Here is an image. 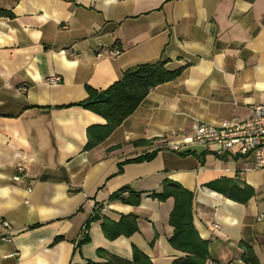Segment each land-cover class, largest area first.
Returning a JSON list of instances; mask_svg holds the SVG:
<instances>
[{"label": "crops", "instance_id": "obj_1", "mask_svg": "<svg viewBox=\"0 0 264 264\" xmlns=\"http://www.w3.org/2000/svg\"><path fill=\"white\" fill-rule=\"evenodd\" d=\"M159 59L182 70L85 148L87 127L105 122L81 104L88 88ZM52 75L60 80L47 82ZM260 102L264 0H0V264H85L135 251L171 264L185 252L168 240L173 197L152 195L164 179L191 193L193 227L207 242L202 264H264V170L254 156L160 143L195 122L246 117ZM123 187L128 200L110 198ZM96 207L99 218L85 225ZM129 214L135 231L105 236L104 220Z\"/></svg>", "mask_w": 264, "mask_h": 264}, {"label": "trees", "instance_id": "obj_2", "mask_svg": "<svg viewBox=\"0 0 264 264\" xmlns=\"http://www.w3.org/2000/svg\"><path fill=\"white\" fill-rule=\"evenodd\" d=\"M182 67L168 69L164 60L150 63H138L126 68L121 77L111 83L102 91L89 90V98L81 104L101 115L105 122L103 124L90 125L86 129L87 141L85 148L92 147L105 139L111 131L127 117L145 97L148 91L167 80L176 77ZM100 92L107 95L104 101L91 102ZM85 101H88L85 103ZM151 153H144L130 160L148 159ZM123 187L110 198H122ZM244 199L250 196L248 189H243ZM152 195L160 200L173 197L174 204L169 214L168 221L173 227L172 234L168 238L169 243L176 249L185 252V255L175 259L171 264H202L207 257V242L196 233L192 223L191 193L183 189L177 182L164 179L161 190L152 192ZM94 212L85 221V225L92 219L99 218V213ZM102 229L106 237L114 238L120 234L128 235L137 229L135 216L132 214L122 216L118 222H102ZM247 261L254 264V259ZM85 264H150L147 257L141 252L135 251L131 259H125L113 254H106L103 261H87Z\"/></svg>", "mask_w": 264, "mask_h": 264}, {"label": "built area", "instance_id": "obj_3", "mask_svg": "<svg viewBox=\"0 0 264 264\" xmlns=\"http://www.w3.org/2000/svg\"><path fill=\"white\" fill-rule=\"evenodd\" d=\"M119 49L113 48L110 53L118 54ZM59 76L52 75L47 82L56 83ZM17 89L24 90L25 85L20 84ZM161 146L173 151H179L181 147L190 144H201L206 148L212 147L216 153L236 151L242 155H252L255 159V166L264 170V102L253 104L246 117H229L217 123L195 122L191 131L187 134L177 135L175 138H162ZM22 166L17 167L21 172ZM14 180L20 176L15 174ZM2 225L7 227L8 222L3 220ZM218 227L217 224H213ZM1 240L10 241V235L1 236ZM211 264H219L212 262Z\"/></svg>", "mask_w": 264, "mask_h": 264}, {"label": "water", "instance_id": "obj_4", "mask_svg": "<svg viewBox=\"0 0 264 264\" xmlns=\"http://www.w3.org/2000/svg\"><path fill=\"white\" fill-rule=\"evenodd\" d=\"M107 98V95L104 93L100 92L97 94L94 98H92L90 101L91 102H96V101H104ZM88 101H85V103ZM205 151V147L201 144H190L186 145L184 147H181L178 152L184 153V152H194L197 154H201Z\"/></svg>", "mask_w": 264, "mask_h": 264}]
</instances>
